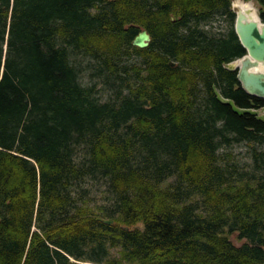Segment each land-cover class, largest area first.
<instances>
[{
  "label": "trees",
  "instance_id": "trees-1",
  "mask_svg": "<svg viewBox=\"0 0 264 264\" xmlns=\"http://www.w3.org/2000/svg\"><path fill=\"white\" fill-rule=\"evenodd\" d=\"M234 22L231 0H0V264H264V98L225 67ZM243 141L250 167L224 164Z\"/></svg>",
  "mask_w": 264,
  "mask_h": 264
},
{
  "label": "water",
  "instance_id": "water-1",
  "mask_svg": "<svg viewBox=\"0 0 264 264\" xmlns=\"http://www.w3.org/2000/svg\"><path fill=\"white\" fill-rule=\"evenodd\" d=\"M231 0V5L236 9V18L234 29L242 46L247 53L227 64L225 67L229 70L237 71V79L241 83L243 89L251 94L264 98V20L251 9H241ZM244 2L255 0H242ZM258 4V3H257ZM232 9V8H231ZM254 15H253V14ZM151 40V36L146 29H142L133 39V45L139 48H146ZM224 103H231L230 100L220 97ZM260 117H264V108L253 110ZM107 223L111 221L106 220Z\"/></svg>",
  "mask_w": 264,
  "mask_h": 264
},
{
  "label": "rangeland",
  "instance_id": "rangeland-1",
  "mask_svg": "<svg viewBox=\"0 0 264 264\" xmlns=\"http://www.w3.org/2000/svg\"><path fill=\"white\" fill-rule=\"evenodd\" d=\"M248 5L254 9V11L258 14L259 5L255 2L249 1ZM233 11L236 12V9L233 5H231ZM203 24V29L207 31L208 34L221 35L225 34L229 22L226 17L220 12L215 13L208 21L201 23ZM76 59V62L81 66H84L85 69L82 72L80 77L81 82L84 85H88L93 81L98 82L96 84V91L99 96L103 95V98L107 97L106 90L103 88L102 82L99 79L91 76V60L88 57L84 56H76L73 55ZM90 60V61H89ZM254 143L248 142H239L232 143L230 145H223L220 149L221 158L224 164L230 165L233 162H236L238 165L243 167H250L251 157L250 152ZM174 181V177H169L166 182ZM85 185L91 190L94 200L98 203H107L108 199L111 196V193L106 184V179L101 177H96L94 179L86 180ZM193 200L196 197L192 198ZM111 202V201H110ZM231 240L239 245L244 242V239H238L235 234L230 235ZM112 254L116 255V250H112Z\"/></svg>",
  "mask_w": 264,
  "mask_h": 264
},
{
  "label": "bare ground",
  "instance_id": "bare-ground-1",
  "mask_svg": "<svg viewBox=\"0 0 264 264\" xmlns=\"http://www.w3.org/2000/svg\"><path fill=\"white\" fill-rule=\"evenodd\" d=\"M235 5H237L238 7H240L241 9H251L250 6L247 4V2H244L242 0H235L233 2ZM253 14V13H252ZM254 15V14H253ZM261 70L264 71V68L261 67Z\"/></svg>",
  "mask_w": 264,
  "mask_h": 264
}]
</instances>
